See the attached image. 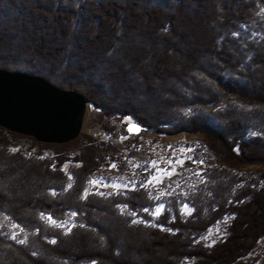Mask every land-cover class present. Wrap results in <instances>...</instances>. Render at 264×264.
<instances>
[{
	"label": "trees",
	"instance_id": "trees-1",
	"mask_svg": "<svg viewBox=\"0 0 264 264\" xmlns=\"http://www.w3.org/2000/svg\"><path fill=\"white\" fill-rule=\"evenodd\" d=\"M0 68L76 90L102 117L202 135L209 156L191 213L174 198L153 218L140 185L83 195L94 153L68 175L67 158L43 152L66 143L16 150L23 136L0 127V221L24 235L0 231V264H251L264 237V0H0ZM67 211L71 228L45 219ZM226 216L221 239L198 241Z\"/></svg>",
	"mask_w": 264,
	"mask_h": 264
},
{
	"label": "rangeland",
	"instance_id": "rangeland-1",
	"mask_svg": "<svg viewBox=\"0 0 264 264\" xmlns=\"http://www.w3.org/2000/svg\"><path fill=\"white\" fill-rule=\"evenodd\" d=\"M134 122L129 116L102 117L97 109L87 105L79 138L61 147H48L43 152L47 156L59 155L67 158L63 169L68 175L71 174V168L78 164L74 160L81 155L80 153L95 154L97 167L84 190L85 196L90 193L114 194L140 185L148 190L156 202L150 211L153 218H157L174 198L179 201L181 214L189 215L192 207L184 198L190 189L205 179V168L209 160L202 141L203 136L183 132L174 135L157 134L152 130H143ZM11 138L12 148L16 150L35 152L39 147L37 145L39 142L30 136ZM261 168L260 165L245 164L235 169L242 174H253ZM92 181L98 183L93 184ZM119 208L122 212H128L125 204H120ZM157 209H160L159 214ZM75 215L76 212L67 211L60 225L66 229L73 227ZM50 218L49 221L53 222L54 218ZM230 218L226 216L223 220L217 221L198 241L212 245L221 239L226 233V225ZM136 219L141 220L138 217ZM0 231L5 235L7 233V236L9 234L11 239H18L19 235L21 237L19 239L24 238L18 225L7 219L0 221ZM245 259L251 264H264V237ZM190 261L184 260L183 264H190Z\"/></svg>",
	"mask_w": 264,
	"mask_h": 264
},
{
	"label": "water",
	"instance_id": "water-1",
	"mask_svg": "<svg viewBox=\"0 0 264 264\" xmlns=\"http://www.w3.org/2000/svg\"><path fill=\"white\" fill-rule=\"evenodd\" d=\"M87 102L41 76L0 68V127L38 142L65 144L79 137Z\"/></svg>",
	"mask_w": 264,
	"mask_h": 264
},
{
	"label": "built area",
	"instance_id": "built-area-1",
	"mask_svg": "<svg viewBox=\"0 0 264 264\" xmlns=\"http://www.w3.org/2000/svg\"><path fill=\"white\" fill-rule=\"evenodd\" d=\"M51 216L49 215V214H46L45 215V219L50 223V224H52V223H55L56 225H58V226H62V225H60L61 224V221H56L55 219H54V221L53 222H50L49 220V218H50Z\"/></svg>",
	"mask_w": 264,
	"mask_h": 264
},
{
	"label": "snow or ice",
	"instance_id": "snow-or-ice-1",
	"mask_svg": "<svg viewBox=\"0 0 264 264\" xmlns=\"http://www.w3.org/2000/svg\"><path fill=\"white\" fill-rule=\"evenodd\" d=\"M170 163H171V162H170ZM181 163H182V162H181ZM200 163H203V161H200ZM113 167H115V165H113ZM153 179H155V177H154ZM92 183H93V184H96V183H98V181H92ZM114 187H118V186L114 185ZM145 211H147V209H145ZM159 211H160V209H157V214H159ZM49 219H51V218H49ZM133 222L135 223V221H133ZM20 243H24V241L21 240Z\"/></svg>",
	"mask_w": 264,
	"mask_h": 264
}]
</instances>
